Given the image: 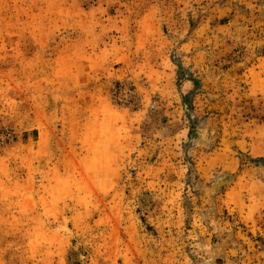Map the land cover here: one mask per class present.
Here are the masks:
<instances>
[{"label":"rangeland","instance_id":"obj_1","mask_svg":"<svg viewBox=\"0 0 264 264\" xmlns=\"http://www.w3.org/2000/svg\"><path fill=\"white\" fill-rule=\"evenodd\" d=\"M0 264H264V0H0Z\"/></svg>","mask_w":264,"mask_h":264}]
</instances>
